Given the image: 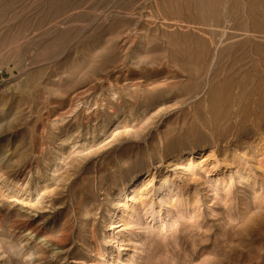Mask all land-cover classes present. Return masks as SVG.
<instances>
[{
	"label": "rangeland",
	"instance_id": "rangeland-1",
	"mask_svg": "<svg viewBox=\"0 0 264 264\" xmlns=\"http://www.w3.org/2000/svg\"><path fill=\"white\" fill-rule=\"evenodd\" d=\"M0 264H264V0H0Z\"/></svg>",
	"mask_w": 264,
	"mask_h": 264
},
{
	"label": "built area",
	"instance_id": "built-area-1",
	"mask_svg": "<svg viewBox=\"0 0 264 264\" xmlns=\"http://www.w3.org/2000/svg\"><path fill=\"white\" fill-rule=\"evenodd\" d=\"M3 76H4V73H3L2 69H0V91H1L2 85L4 83Z\"/></svg>",
	"mask_w": 264,
	"mask_h": 264
}]
</instances>
